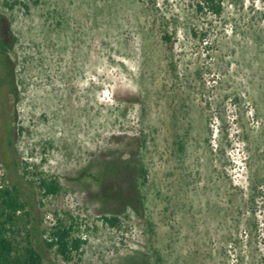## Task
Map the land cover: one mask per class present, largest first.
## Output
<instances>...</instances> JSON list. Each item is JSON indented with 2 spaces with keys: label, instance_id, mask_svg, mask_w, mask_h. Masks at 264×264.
Returning a JSON list of instances; mask_svg holds the SVG:
<instances>
[{
  "label": "rangeland",
  "instance_id": "374dc122",
  "mask_svg": "<svg viewBox=\"0 0 264 264\" xmlns=\"http://www.w3.org/2000/svg\"><path fill=\"white\" fill-rule=\"evenodd\" d=\"M199 1L0 0L1 179L88 241L46 264H264V0Z\"/></svg>",
  "mask_w": 264,
  "mask_h": 264
},
{
  "label": "trees",
  "instance_id": "16d2710c",
  "mask_svg": "<svg viewBox=\"0 0 264 264\" xmlns=\"http://www.w3.org/2000/svg\"><path fill=\"white\" fill-rule=\"evenodd\" d=\"M3 5L9 11L21 6L28 9V5L22 0H2ZM224 0H200L197 4L198 12H209L220 16L223 12ZM167 39V37H165ZM131 161L118 160L113 164V177L125 179L126 170L131 167ZM137 191L142 193V188L148 183V169L143 158L138 155L134 162ZM128 165V167H127ZM126 167V168H125ZM4 175V174H3ZM0 189V264H46L47 254L55 251L65 262L81 261L84 255V247L88 241L79 235L81 224L73 217L58 219L51 229H44L40 219L33 215V207L23 196L21 190L11 183H6ZM40 190L46 197L58 196L63 188L56 179H41ZM126 189H115L113 195L121 202L129 200ZM113 196V198H114ZM119 214L104 215L100 219L110 228H120ZM150 233H154L153 224L149 225ZM156 262L162 264V258L155 253ZM153 264V263H152Z\"/></svg>",
  "mask_w": 264,
  "mask_h": 264
},
{
  "label": "built area",
  "instance_id": "2783aa9c",
  "mask_svg": "<svg viewBox=\"0 0 264 264\" xmlns=\"http://www.w3.org/2000/svg\"><path fill=\"white\" fill-rule=\"evenodd\" d=\"M2 170L0 168V189L4 188L5 183L2 181L1 177H2ZM51 219L53 220V216L51 217Z\"/></svg>",
  "mask_w": 264,
  "mask_h": 264
}]
</instances>
